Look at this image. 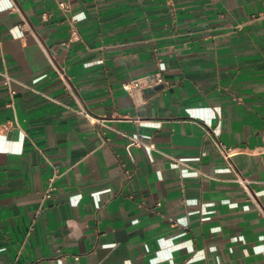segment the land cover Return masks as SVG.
Segmentation results:
<instances>
[{"label":"crops","instance_id":"obj_1","mask_svg":"<svg viewBox=\"0 0 264 264\" xmlns=\"http://www.w3.org/2000/svg\"><path fill=\"white\" fill-rule=\"evenodd\" d=\"M201 126L264 207V0H0V264H264Z\"/></svg>","mask_w":264,"mask_h":264},{"label":"built area","instance_id":"obj_2","mask_svg":"<svg viewBox=\"0 0 264 264\" xmlns=\"http://www.w3.org/2000/svg\"><path fill=\"white\" fill-rule=\"evenodd\" d=\"M58 6L62 11L64 10L67 13L69 12V6L67 4L59 3ZM2 76L4 78L5 85L9 87L10 89L12 78L7 73H2ZM60 77L64 81V76L60 75ZM161 84H163V80L160 74H153V75H148V76L134 79L130 82L124 83L122 85V88L127 93H133L137 90L153 89ZM10 91H11V95L14 96L15 92L12 91L11 89ZM74 111L78 115L86 119L93 126L102 124V120L94 117L84 106H80L78 110H74ZM201 128L204 132V135L212 141L213 145L216 148L218 155L222 158L226 167L231 172L233 176L232 182L236 183L238 186H240L243 189L248 200L252 201L256 205L259 216L264 220V207L261 205L258 198H256V196L252 193V190L250 187L251 180H249L248 178L244 177L241 174V172L237 169L233 161V157L236 154V149L230 148L226 146L224 143H222L211 129L205 126H201ZM133 141L136 147H149L152 150H156L154 145L145 144L141 140H138V139H133ZM262 152L264 153V145L262 147Z\"/></svg>","mask_w":264,"mask_h":264},{"label":"water","instance_id":"obj_3","mask_svg":"<svg viewBox=\"0 0 264 264\" xmlns=\"http://www.w3.org/2000/svg\"><path fill=\"white\" fill-rule=\"evenodd\" d=\"M160 89H162V85H159L153 89H149L148 91H154V90H160Z\"/></svg>","mask_w":264,"mask_h":264}]
</instances>
